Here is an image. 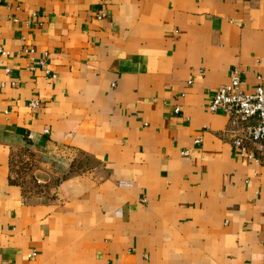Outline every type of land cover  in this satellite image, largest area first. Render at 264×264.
I'll list each match as a JSON object with an SVG mask.
<instances>
[{"label": "crops", "instance_id": "crops-1", "mask_svg": "<svg viewBox=\"0 0 264 264\" xmlns=\"http://www.w3.org/2000/svg\"><path fill=\"white\" fill-rule=\"evenodd\" d=\"M0 49V264H264V164L206 108L264 75V0H0Z\"/></svg>", "mask_w": 264, "mask_h": 264}, {"label": "built area", "instance_id": "built-area-1", "mask_svg": "<svg viewBox=\"0 0 264 264\" xmlns=\"http://www.w3.org/2000/svg\"><path fill=\"white\" fill-rule=\"evenodd\" d=\"M100 2L107 5L110 0ZM104 16L105 11H101L95 18L100 20ZM0 54L6 52L0 49ZM46 58L47 54L44 53L41 65H45ZM5 73L8 74L9 70L6 69ZM241 84L240 72L232 69L228 81L215 89L206 108L211 113L221 111L228 117L231 126L230 145L233 149L255 164H264V75L257 78L254 91L250 94L241 91ZM40 105L39 100L27 103L30 109L39 108ZM177 111V108L173 110L174 113ZM195 143H199V140L196 139ZM32 256L33 254L28 255Z\"/></svg>", "mask_w": 264, "mask_h": 264}]
</instances>
